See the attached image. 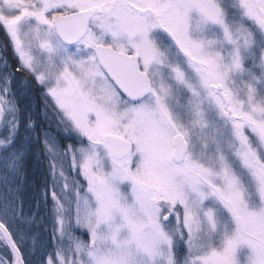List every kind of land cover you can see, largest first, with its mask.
Listing matches in <instances>:
<instances>
[{
    "label": "snow or ice",
    "instance_id": "snow-or-ice-1",
    "mask_svg": "<svg viewBox=\"0 0 264 264\" xmlns=\"http://www.w3.org/2000/svg\"><path fill=\"white\" fill-rule=\"evenodd\" d=\"M0 30V264H264V0H0Z\"/></svg>",
    "mask_w": 264,
    "mask_h": 264
},
{
    "label": "trees",
    "instance_id": "trees-1",
    "mask_svg": "<svg viewBox=\"0 0 264 264\" xmlns=\"http://www.w3.org/2000/svg\"><path fill=\"white\" fill-rule=\"evenodd\" d=\"M6 43V37L3 33L2 30H0V45H3ZM38 99V94L37 92L34 90L31 96V101L33 104V108H35L36 105V101ZM29 171L30 173H33L34 175L30 178V185L34 188L36 185L37 180H40L42 182V175L41 173L43 172V169L40 167V165L37 163V161L35 159H33L30 163V167H29ZM46 238V237H45Z\"/></svg>",
    "mask_w": 264,
    "mask_h": 264
},
{
    "label": "rangeland",
    "instance_id": "rangeland-1",
    "mask_svg": "<svg viewBox=\"0 0 264 264\" xmlns=\"http://www.w3.org/2000/svg\"><path fill=\"white\" fill-rule=\"evenodd\" d=\"M45 239H47V237Z\"/></svg>",
    "mask_w": 264,
    "mask_h": 264
}]
</instances>
